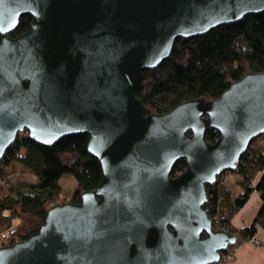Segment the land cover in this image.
I'll list each match as a JSON object with an SVG mask.
<instances>
[{"label":"water","instance_id":"water-1","mask_svg":"<svg viewBox=\"0 0 264 264\" xmlns=\"http://www.w3.org/2000/svg\"><path fill=\"white\" fill-rule=\"evenodd\" d=\"M259 11L264 0H0V160L19 132L44 145L83 132L102 168L80 202L53 204L1 246L0 264L218 262L237 236L213 229L205 187L264 133V70L162 114H145L135 90L175 38ZM28 13L29 30L9 36Z\"/></svg>","mask_w":264,"mask_h":264},{"label":"trees","instance_id":"trees-1","mask_svg":"<svg viewBox=\"0 0 264 264\" xmlns=\"http://www.w3.org/2000/svg\"><path fill=\"white\" fill-rule=\"evenodd\" d=\"M31 22V14L21 15L17 27L8 35L16 37L29 30ZM171 51L159 65L141 72L135 95L145 114L165 113L187 99L218 97L244 74L264 70V11L248 13L238 21L218 24L193 37H177ZM218 136L217 129L206 127L204 137L209 143ZM263 137L264 133L254 137L236 167L223 169L215 182L205 187L208 200L204 207L213 229H227L237 236L235 243L222 252L231 260L239 244L254 238L259 227L264 229ZM87 141L88 134L83 132L61 137L52 145L40 144L25 131L17 134L0 160V187L14 175L17 179L0 194V247L37 231L48 208L59 203L58 197L64 193L60 182L64 174L75 179L71 196L74 202H80L81 192L91 191L101 181V164L88 152ZM185 166L186 160L179 158L171 175H178ZM24 174L34 180L22 178ZM228 174L237 175V194L223 180ZM252 191L258 192L261 201L256 215L247 225L234 226L231 220L235 212Z\"/></svg>","mask_w":264,"mask_h":264},{"label":"crops","instance_id":"crops-1","mask_svg":"<svg viewBox=\"0 0 264 264\" xmlns=\"http://www.w3.org/2000/svg\"><path fill=\"white\" fill-rule=\"evenodd\" d=\"M261 141L264 144V137ZM258 175L256 176V179ZM233 190L235 191L234 194H237L239 192V187L235 186ZM260 204L261 201L258 192L252 191L247 197L245 203L235 212L231 224L234 226L247 225V223H249L256 215L257 208ZM255 234V240L257 243L247 241L239 244L235 251L234 259L228 264H264V229L259 227Z\"/></svg>","mask_w":264,"mask_h":264},{"label":"rangeland","instance_id":"rangeland-1","mask_svg":"<svg viewBox=\"0 0 264 264\" xmlns=\"http://www.w3.org/2000/svg\"><path fill=\"white\" fill-rule=\"evenodd\" d=\"M16 175H14L11 180H4V187L2 189V187H0V194H2L5 190L4 188L7 186V185H10L11 183H13L15 180ZM22 178H27L28 180H34V178L30 175V174H24L22 176ZM236 179H237V176L235 174H228L226 175L223 180L226 182V184L228 185V187L231 188V191L233 192L234 194V190L233 188H235V186L239 187L237 184H236ZM6 182L8 184H6ZM60 182L62 184V187L64 188V193L59 195L58 199H59V202H68L69 200H71V196H72V193L74 191V185H75V179L74 177L71 175V174H64L63 176H61L60 178ZM79 198H75V200L78 201ZM255 239V237H254ZM251 240V239H250ZM250 240H247V241H250ZM252 242H255L257 243V241L253 240ZM220 262V261H218ZM218 262H215L214 264H217Z\"/></svg>","mask_w":264,"mask_h":264},{"label":"built area","instance_id":"built-area-1","mask_svg":"<svg viewBox=\"0 0 264 264\" xmlns=\"http://www.w3.org/2000/svg\"><path fill=\"white\" fill-rule=\"evenodd\" d=\"M253 240L255 241L254 238H251L250 241H253ZM220 258L221 259L219 261H221L223 264H228L231 261V258L230 257H228V256H222V254H221V257Z\"/></svg>","mask_w":264,"mask_h":264},{"label":"flooded vegetation","instance_id":"flooded-vegetation-1","mask_svg":"<svg viewBox=\"0 0 264 264\" xmlns=\"http://www.w3.org/2000/svg\"><path fill=\"white\" fill-rule=\"evenodd\" d=\"M79 201V200H78Z\"/></svg>","mask_w":264,"mask_h":264}]
</instances>
